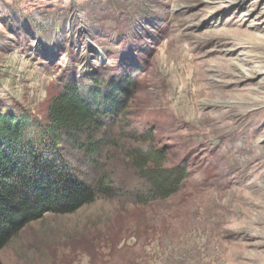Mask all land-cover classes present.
<instances>
[{"label":"rangeland","instance_id":"374dc122","mask_svg":"<svg viewBox=\"0 0 264 264\" xmlns=\"http://www.w3.org/2000/svg\"><path fill=\"white\" fill-rule=\"evenodd\" d=\"M251 9L261 18L264 0H0V110L44 118L67 81L135 79L106 128L126 148L99 158L119 196L29 223L3 264H264V33L244 22ZM149 144L189 176L143 204L129 154Z\"/></svg>","mask_w":264,"mask_h":264},{"label":"trees","instance_id":"16d2710c","mask_svg":"<svg viewBox=\"0 0 264 264\" xmlns=\"http://www.w3.org/2000/svg\"><path fill=\"white\" fill-rule=\"evenodd\" d=\"M134 81L132 75L67 81L44 118L22 108L0 110V250L48 213L72 214L100 197L119 196L99 158L107 147L126 148L106 128L126 112ZM129 156L145 185L138 203L171 198L189 176L184 166L166 165L165 151L153 144ZM93 167L99 174L90 181Z\"/></svg>","mask_w":264,"mask_h":264},{"label":"bare ground","instance_id":"6f19581e","mask_svg":"<svg viewBox=\"0 0 264 264\" xmlns=\"http://www.w3.org/2000/svg\"><path fill=\"white\" fill-rule=\"evenodd\" d=\"M248 11H250V10H248ZM249 17H251V18L249 20L247 19L244 22H246L254 30L259 31L261 33H264V22H262V20H264V13H263L261 18H258V15H255L254 10L251 9V11L249 13ZM257 74L258 73H254L253 75L256 76Z\"/></svg>","mask_w":264,"mask_h":264}]
</instances>
